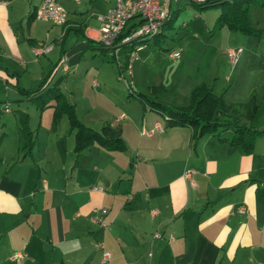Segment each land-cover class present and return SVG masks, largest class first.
Returning <instances> with one entry per match:
<instances>
[{
  "label": "crops",
  "instance_id": "0c3cea01",
  "mask_svg": "<svg viewBox=\"0 0 264 264\" xmlns=\"http://www.w3.org/2000/svg\"><path fill=\"white\" fill-rule=\"evenodd\" d=\"M41 1L0 0V78L5 83L7 77L19 81L7 74L18 73L8 63L27 67L32 46L47 42L33 30L38 17L30 20ZM87 1L94 6L90 15L114 5V0H102L99 7L95 0ZM178 1L173 9L179 8ZM60 2L68 11L67 23L79 22L82 10ZM95 20L93 30L81 22L85 34L97 40L100 22ZM78 38V52L94 48ZM60 40L59 58L66 51L65 38ZM72 52L69 61L75 59ZM67 96L78 113L79 101L72 91ZM252 96L259 109L247 121L264 129L263 86L259 92L250 88L243 100L224 99L240 104ZM239 110L246 121L245 109ZM48 119L46 127L40 121L37 130L32 129L29 114L35 140L31 154L25 155L21 130L18 147L7 145L0 151V264H264V134L246 154L213 134L194 144L192 128L186 125L166 126L156 119L149 133L143 115L141 133L147 139L141 134L138 143L130 144L133 131L114 122L127 149L109 150L95 143L76 161L73 134L51 138ZM62 122L53 131L62 129ZM187 170L190 177L184 174ZM102 207L106 212L101 221H92ZM17 251L26 254L21 261L11 257ZM105 251L110 253L107 259Z\"/></svg>",
  "mask_w": 264,
  "mask_h": 264
},
{
  "label": "rangeland",
  "instance_id": "374dc122",
  "mask_svg": "<svg viewBox=\"0 0 264 264\" xmlns=\"http://www.w3.org/2000/svg\"><path fill=\"white\" fill-rule=\"evenodd\" d=\"M101 1L95 0L93 4L97 7L102 6ZM62 2L82 10L78 13L77 20L85 21L87 29L93 30L97 21L95 15H90L91 9L94 8L90 1L83 0L80 4H75L72 0ZM178 4L179 11L173 26L165 28V35L161 36L160 40L151 38L138 50L132 74H129L127 69L125 73H121L117 61H108L109 55L104 54L99 47L88 48L84 53L79 49L78 52L81 39L73 29L63 36L61 27L63 25L42 18L35 19L33 30L37 38L47 40L48 43L54 42L53 49L37 56L33 52V45L28 57L31 61L27 67L20 62L8 64L12 70H17L19 76L16 77L19 78L21 88L34 89L59 58L62 48L60 39L65 38L63 47L66 51H63V56L67 52L69 57L68 51L72 49L75 59L69 61L67 58L69 69L58 68L54 79L62 78L59 85L68 95L72 91L75 100L79 101L78 114L86 124L101 129L103 125H112L114 122L123 123L127 130L133 131L130 135V144H133V141L137 143L140 141L143 131L140 123L143 115L148 123L147 132L150 124L156 119L160 122L165 121L160 111L151 108L136 96L138 92L149 100L160 101L168 107L175 108L188 106L190 104L188 95L190 96L192 88L202 82L211 85L219 95L224 92L223 97L231 102L235 99L243 100L241 98H244V94L250 88L258 92L262 86L264 88V7L252 9L254 26L263 29L261 37L255 38L239 31H232L226 26L213 33L212 26L220 12L219 7L200 10L190 0H179ZM230 48H242L235 62H232L227 54ZM173 50L180 51L181 56L172 57L170 52ZM75 60L79 63L72 64ZM93 81H99V84L93 85ZM15 82L9 80L5 83L0 78V145H2L0 151L7 145L8 148L14 144L18 147L20 110L30 114L32 129L37 130L40 121L41 126L45 123L46 127L49 118L52 133H58L57 135L51 133V138L69 133L74 137L75 130H72L66 114L60 119L63 121L62 129L53 131L54 126L51 125L53 105L40 110L20 92ZM51 103H54V100ZM6 106L9 110H6ZM42 113L45 115L43 118ZM243 118L247 121L246 116ZM260 119L261 122L264 121V100ZM142 135L141 137L147 139L146 133ZM262 139L264 140V136ZM129 170L127 176L132 174V170Z\"/></svg>",
  "mask_w": 264,
  "mask_h": 264
},
{
  "label": "trees",
  "instance_id": "16d2710c",
  "mask_svg": "<svg viewBox=\"0 0 264 264\" xmlns=\"http://www.w3.org/2000/svg\"><path fill=\"white\" fill-rule=\"evenodd\" d=\"M198 9H209L219 7L220 12L216 15L212 26V32L226 26L235 32H242L251 37L260 38L263 32L262 28L254 26L252 21V9L255 7H264V0H190ZM179 8L169 9V18L163 26V30L151 36L135 38L131 42L123 45L122 54L127 60V51L135 45L143 46L151 38L160 40L165 35V28L173 26L175 17L178 15ZM35 15V11L30 15ZM68 22V21H67ZM65 23L63 25L65 35L70 29L85 39L91 47H99L104 54L109 53V48L104 47L100 41L88 37L84 31L83 22H75L74 24ZM63 55L59 58L55 67L40 82L35 89H26L19 86V81L15 84L21 93L34 102L40 110L45 109L49 105H53V125L57 126L59 120L64 114L67 115L71 128L75 130V146L76 161L83 150L92 144H99L109 150H125L127 143L119 129L112 125H103L101 129H96L86 124L78 115L76 106L72 103L66 92L59 86V81H54L57 72V65ZM108 61H115L114 57L109 56ZM7 72V71H6ZM7 74L18 78V73L7 72ZM10 78L7 77V81ZM6 81V82H7ZM145 104L156 109L165 117L166 126L186 125L192 128V138L194 144L207 134L216 135L220 141L227 142L230 145L239 148L246 154L253 152L257 138L264 134V129L257 128L251 122L242 121L238 113H241L239 107L245 109V115L248 120H252L259 109L255 96L246 103L228 104L223 94H217L213 87L206 82L195 85L190 93V104L188 106H176L171 108L160 101L149 100L144 94L138 92L136 94ZM54 100V103L51 101ZM231 111V112H230ZM20 130L24 137L23 149L25 155L31 154L34 146V130L29 125V113L24 110L19 112Z\"/></svg>",
  "mask_w": 264,
  "mask_h": 264
},
{
  "label": "built area",
  "instance_id": "2783aa9c",
  "mask_svg": "<svg viewBox=\"0 0 264 264\" xmlns=\"http://www.w3.org/2000/svg\"><path fill=\"white\" fill-rule=\"evenodd\" d=\"M81 3L82 0H74ZM178 0H114V5L104 12H97L96 18L100 22L99 35L97 40L101 44L109 48V55L114 57L120 67L121 73H125V69L132 74L134 62L138 58V50L142 47L137 44L128 50V57L125 61L122 50L123 45L135 38L151 36L163 30L166 20L169 18V9L172 4ZM203 1V0H194ZM35 16L42 19L51 20L55 24L64 25L68 21V11L60 2V0H42L35 9ZM53 47V43L39 41L33 46V52L36 55L47 53ZM242 48H230L227 52L230 60L235 62ZM170 55L175 58L181 56L180 51L173 50ZM67 56L62 57L57 65L68 70ZM121 77V75H120ZM8 110L9 107L6 106ZM159 127V125H157ZM151 133V132H149ZM186 177H190L191 171L187 170ZM106 208L102 207L99 211L91 216L92 221H101ZM155 236H161L160 232H156ZM26 256L22 251H17L11 255L12 259L21 261ZM109 251L104 252L105 259L109 258Z\"/></svg>",
  "mask_w": 264,
  "mask_h": 264
}]
</instances>
